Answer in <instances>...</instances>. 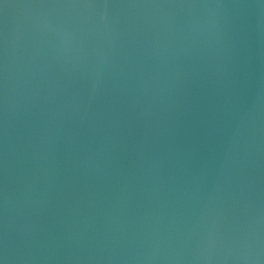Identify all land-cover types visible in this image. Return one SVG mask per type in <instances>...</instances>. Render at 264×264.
Returning a JSON list of instances; mask_svg holds the SVG:
<instances>
[{"label":"water","instance_id":"obj_1","mask_svg":"<svg viewBox=\"0 0 264 264\" xmlns=\"http://www.w3.org/2000/svg\"><path fill=\"white\" fill-rule=\"evenodd\" d=\"M0 264H264V0H0Z\"/></svg>","mask_w":264,"mask_h":264}]
</instances>
